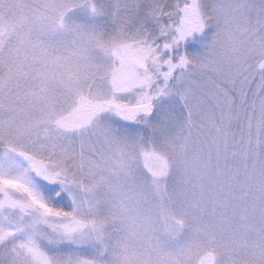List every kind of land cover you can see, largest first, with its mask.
<instances>
[{"label":"snow or ice","instance_id":"1","mask_svg":"<svg viewBox=\"0 0 264 264\" xmlns=\"http://www.w3.org/2000/svg\"><path fill=\"white\" fill-rule=\"evenodd\" d=\"M0 264H264V0H0Z\"/></svg>","mask_w":264,"mask_h":264}]
</instances>
